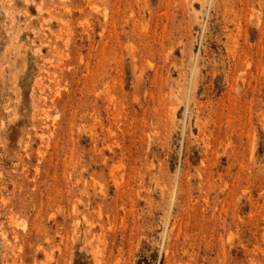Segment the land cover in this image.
Here are the masks:
<instances>
[{
	"label": "rangeland",
	"instance_id": "obj_1",
	"mask_svg": "<svg viewBox=\"0 0 264 264\" xmlns=\"http://www.w3.org/2000/svg\"><path fill=\"white\" fill-rule=\"evenodd\" d=\"M0 264H264V0H0Z\"/></svg>",
	"mask_w": 264,
	"mask_h": 264
}]
</instances>
